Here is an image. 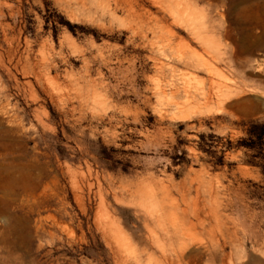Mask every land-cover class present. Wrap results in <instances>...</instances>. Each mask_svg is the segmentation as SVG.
Listing matches in <instances>:
<instances>
[{
  "label": "rangeland",
  "instance_id": "rangeland-1",
  "mask_svg": "<svg viewBox=\"0 0 264 264\" xmlns=\"http://www.w3.org/2000/svg\"><path fill=\"white\" fill-rule=\"evenodd\" d=\"M0 264H264V0H0Z\"/></svg>",
  "mask_w": 264,
  "mask_h": 264
},
{
  "label": "bare ground",
  "instance_id": "bare-ground-1",
  "mask_svg": "<svg viewBox=\"0 0 264 264\" xmlns=\"http://www.w3.org/2000/svg\"><path fill=\"white\" fill-rule=\"evenodd\" d=\"M178 4H180L179 2H178ZM201 15L199 14L198 15V17H197V19H199L200 21H202L203 20V17L201 16ZM200 26H202V27H204L205 28V23H203V24H201ZM202 27H195L194 28V33L196 34V36H197V38H198V40H199V42L201 43V44H203V46H205L206 48H215L216 46H215V42H214V39H212L211 37H208V36H205L204 35V33H203V31H202ZM219 55H221V54H219ZM222 56V55H221ZM208 66V65H207ZM208 67H210V66H208ZM208 74H209V76H213V75H215V72L216 71H214V69H211V67L208 69ZM179 92H175L174 93V96L173 97H175L176 98V96H177V94H178ZM180 94V93H179ZM233 96H234V93H228V94H220V95H218L217 96V105L219 106V108H223L224 107V105L231 99V98H233ZM215 98V97H214ZM213 97H212V93L211 92H209V93H207V92H205V93H203L202 94V100H204L205 101V104H207V107H208V105H211L212 103H213V101L215 100ZM190 100L191 99H186V101H187V103H189L190 102ZM203 101V102H204ZM178 105V104H177ZM189 105V104H188ZM216 105V104H215ZM180 108H181V106H180ZM164 209H165V205H164V202H157L156 204H155V207H154V211H155V213L156 214H158V216L159 217H161L162 215H163V213H164Z\"/></svg>",
  "mask_w": 264,
  "mask_h": 264
}]
</instances>
